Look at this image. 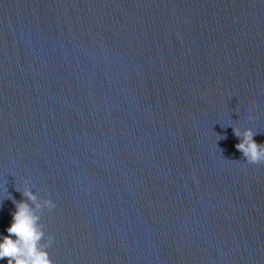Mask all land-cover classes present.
<instances>
[{"label":"water","instance_id":"1","mask_svg":"<svg viewBox=\"0 0 264 264\" xmlns=\"http://www.w3.org/2000/svg\"><path fill=\"white\" fill-rule=\"evenodd\" d=\"M236 127L264 144V0H0V243L27 181L55 264H264Z\"/></svg>","mask_w":264,"mask_h":264},{"label":"clouds","instance_id":"2","mask_svg":"<svg viewBox=\"0 0 264 264\" xmlns=\"http://www.w3.org/2000/svg\"><path fill=\"white\" fill-rule=\"evenodd\" d=\"M233 132L241 140L235 147L243 153L246 162L264 164V144L254 140L258 133L251 128L241 130L239 127L233 128ZM221 138L226 139V136ZM16 191L21 192L25 199L19 202L13 199L16 211L12 214L11 227L7 229L9 235L3 237L0 243V260L7 258L8 264H55L48 251L54 237L46 235V225L41 220L44 211L51 212L56 204L51 199H41L34 194L27 181L22 189L16 188Z\"/></svg>","mask_w":264,"mask_h":264}]
</instances>
